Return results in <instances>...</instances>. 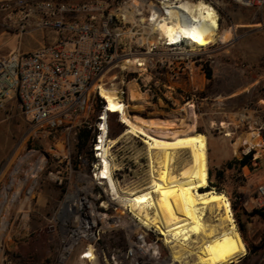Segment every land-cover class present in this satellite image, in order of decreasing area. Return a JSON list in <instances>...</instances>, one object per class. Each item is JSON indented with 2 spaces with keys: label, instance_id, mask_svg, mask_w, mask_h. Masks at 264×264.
<instances>
[{
  "label": "built area",
  "instance_id": "2783aa9c",
  "mask_svg": "<svg viewBox=\"0 0 264 264\" xmlns=\"http://www.w3.org/2000/svg\"><path fill=\"white\" fill-rule=\"evenodd\" d=\"M220 1L0 0L2 30L20 38L36 31L52 35L33 51L18 48L9 57L0 54V108L15 99L33 136L53 140L51 163L45 162L47 178L65 188L37 233L48 241L50 264H67L74 254L84 264H187L186 259L173 260L170 237L127 212L111 191L109 177L119 190L125 187L120 178L124 167L118 160L121 148L111 137L110 118L115 116L124 126L119 138L130 135L146 143L126 134L122 111H108L100 91L113 92L129 116L138 113L133 104L143 99L144 114L153 113L145 112L151 106L158 110L156 102H166V112L191 105L196 110V104L207 99L194 86L196 69L204 71L196 54L212 44L197 46L184 36L169 40L159 32V23L179 20L176 12L182 4L204 2L214 7ZM234 1L264 8V0ZM131 86L145 97L129 102ZM225 124H249V117L236 114L221 122ZM84 128L92 132L90 153L74 157L78 133ZM251 151L249 145L242 149L244 155ZM242 171L248 180L245 203L252 210L264 209V176L254 174L250 165Z\"/></svg>",
  "mask_w": 264,
  "mask_h": 264
},
{
  "label": "rangeland",
  "instance_id": "374dc122",
  "mask_svg": "<svg viewBox=\"0 0 264 264\" xmlns=\"http://www.w3.org/2000/svg\"><path fill=\"white\" fill-rule=\"evenodd\" d=\"M213 8L219 23L217 42L196 54L198 62L207 64L213 72V80L209 82L205 72L196 69L194 86L202 98H207L196 104L197 132L207 137L208 171L212 170V180L218 182L221 193L230 199L237 230L247 247V253L233 264H264V218L253 215V210L245 203L248 180L244 177L242 169H226L222 182L218 181L216 174L227 162L244 155L242 149L247 146L249 134L254 133L255 141L251 147L254 152L252 172L258 177L264 176V8L245 7L234 0H222ZM18 40V36L12 37L8 32L0 35V54L9 57L16 51ZM136 93L141 98L145 97ZM11 96L15 97L14 91H11ZM142 103L144 104V99L133 105L142 109ZM156 104L158 110L151 106L145 112L181 111L176 107L166 112V102ZM16 106L14 99L4 109L0 108V200L5 188L10 185L12 171L20 160L34 154L33 159H27L24 163L27 168L35 162L34 160L37 161L40 155L46 157L47 154L46 163H51L48 160L53 140H39L34 137L32 126ZM161 107L163 110H160ZM236 114H247L249 124L221 126L223 120L228 121L229 117H235ZM113 128H117L115 123ZM119 135L114 139L119 140L118 146L121 148L118 160L124 167L120 175L122 186L133 190L144 188L151 179L147 146L130 135L120 138ZM75 152L76 150L74 157ZM187 158L188 154L178 160L179 168ZM47 166L43 164L38 175L21 194L20 199H24L26 189L33 187L23 211H18L16 204L17 210L8 217L6 230L0 232V264H50L52 261L53 255L49 252L48 241L38 237L37 233L61 201L65 188L48 180ZM61 167L65 173V164H61ZM213 190L216 191L215 188ZM13 191L14 187L8 189L6 200L11 198ZM4 207L0 208V226ZM239 220L245 222L243 233L239 228ZM254 248L259 249L254 253ZM195 260V255L186 259L187 264H192ZM67 264L84 263L80 261L78 254H74Z\"/></svg>",
  "mask_w": 264,
  "mask_h": 264
},
{
  "label": "bare ground",
  "instance_id": "6f19581e",
  "mask_svg": "<svg viewBox=\"0 0 264 264\" xmlns=\"http://www.w3.org/2000/svg\"><path fill=\"white\" fill-rule=\"evenodd\" d=\"M176 13L179 20L159 23V32L169 40L184 36L197 46L217 42L219 23L213 7L204 2L194 6L182 4ZM127 63L132 65L134 62ZM132 87L130 101L141 100ZM100 93L107 100L108 111H122V119L128 126L126 134L143 138L150 158L151 179L144 188L119 190L109 177L111 191L125 210L143 224L156 227L164 236L170 237L175 262L182 263L195 255L192 264H231L245 255L247 247L237 230L228 196L213 189L201 191L209 186V142L203 133L197 132L198 116L194 106L170 113L149 114H144L141 107H134L138 113L129 116L124 106L115 101L113 92L101 88ZM255 135L249 134L247 145L250 147L254 145ZM186 154L187 161L179 168L178 160ZM33 156L20 160L12 171L10 185L1 195L0 208L5 206L1 233L8 226V217L17 210L16 204L18 211H23L33 187L26 189L24 199H20L21 194L46 162L45 155H40L37 161L24 167L27 159H33ZM108 166L106 163L107 173ZM11 187L14 191L6 200V192ZM1 238L0 235V243Z\"/></svg>",
  "mask_w": 264,
  "mask_h": 264
},
{
  "label": "trees",
  "instance_id": "16d2710c",
  "mask_svg": "<svg viewBox=\"0 0 264 264\" xmlns=\"http://www.w3.org/2000/svg\"><path fill=\"white\" fill-rule=\"evenodd\" d=\"M205 74H206V78L209 82H211L213 80V72L212 70L206 65H204L203 68ZM116 124L117 128H113V124ZM124 131V126L117 121V118L115 116L110 118V133H111V137L115 138L117 137L119 134H121ZM92 139V132L91 130L84 128L81 129L78 133L77 136V145H76V152H75V156H79L80 154H84V153H90V148H89V143L90 140ZM253 150L246 154L243 155L241 158H234L231 161L227 162L221 169H219L217 171V179L219 182H222L223 178H224V172L226 171V169H242V167L246 166V165H250L252 166V160H253ZM212 175L213 172L210 169L209 170V186L202 190V191H208V190H212L213 188L216 189V191L218 193L222 192V189L220 188L218 182H214L212 180ZM251 215V214H249ZM253 215H258L262 218H264V209H254L253 210ZM239 228L241 230V232L243 233V231L245 230V222H242V220H239ZM259 249V248H258ZM257 248H254V253L258 250ZM252 250L250 249L249 252H251Z\"/></svg>",
  "mask_w": 264,
  "mask_h": 264
},
{
  "label": "crops",
  "instance_id": "0c3cea01",
  "mask_svg": "<svg viewBox=\"0 0 264 264\" xmlns=\"http://www.w3.org/2000/svg\"><path fill=\"white\" fill-rule=\"evenodd\" d=\"M3 33H7V32L0 28V35H2ZM11 36L14 37V36H18V35L11 34ZM51 36L52 35L46 31H36L30 35H25L22 38H20L18 36L19 40H18L17 49L20 48L21 50L26 51V52L33 51V50L39 48L40 46L48 43L50 41ZM9 102H11V101H9ZM16 108H17V106H16Z\"/></svg>",
  "mask_w": 264,
  "mask_h": 264
},
{
  "label": "water",
  "instance_id": "95a60500",
  "mask_svg": "<svg viewBox=\"0 0 264 264\" xmlns=\"http://www.w3.org/2000/svg\"><path fill=\"white\" fill-rule=\"evenodd\" d=\"M46 158H48V155L47 154H46ZM231 264H233V262Z\"/></svg>",
  "mask_w": 264,
  "mask_h": 264
}]
</instances>
